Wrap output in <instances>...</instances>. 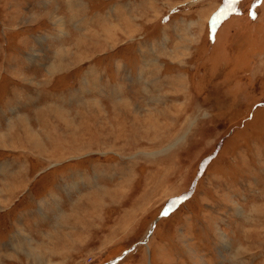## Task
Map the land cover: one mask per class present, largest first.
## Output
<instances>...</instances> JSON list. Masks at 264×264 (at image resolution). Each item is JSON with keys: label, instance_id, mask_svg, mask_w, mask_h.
<instances>
[{"label": "rangeland", "instance_id": "374dc122", "mask_svg": "<svg viewBox=\"0 0 264 264\" xmlns=\"http://www.w3.org/2000/svg\"><path fill=\"white\" fill-rule=\"evenodd\" d=\"M224 9L0 0V264H264V0Z\"/></svg>", "mask_w": 264, "mask_h": 264}, {"label": "crops", "instance_id": "0c3cea01", "mask_svg": "<svg viewBox=\"0 0 264 264\" xmlns=\"http://www.w3.org/2000/svg\"><path fill=\"white\" fill-rule=\"evenodd\" d=\"M70 15V19H71V22L73 21L72 20V15H71V13L69 14ZM69 26H71V24L69 25ZM61 27H63L62 25H61V22L58 24V32H54L53 34H52V36H51V41H54V42H59V39L63 36V35H65L67 32H65L64 31V29H62ZM68 34V33H67ZM45 37H41L40 38V36H39V41H42V39H44ZM38 39V38H37ZM61 41H62V38H61ZM64 186L66 185L65 183L63 184ZM60 189H61V187H60ZM51 192V191H50ZM66 193V192H65ZM55 205H58V202H55L54 203ZM45 205H47V204H45ZM52 205V204H51ZM50 207H53V206H50ZM53 208H57V207H53ZM41 211H39V213H40ZM62 218V217H61ZM67 225V224H66ZM52 228H54V229H56L57 228V225L56 226H53ZM67 226L66 227H64L63 228V231L64 230H66L67 231Z\"/></svg>", "mask_w": 264, "mask_h": 264}, {"label": "snow or ice", "instance_id": "6c2138e0", "mask_svg": "<svg viewBox=\"0 0 264 264\" xmlns=\"http://www.w3.org/2000/svg\"><path fill=\"white\" fill-rule=\"evenodd\" d=\"M234 2H236V0H225V9L223 10V12L228 11V5ZM223 12L221 14H223ZM253 18H255V14H253ZM213 23H215V21H213ZM162 215H167V213H162Z\"/></svg>", "mask_w": 264, "mask_h": 264}, {"label": "water", "instance_id": "95a60500", "mask_svg": "<svg viewBox=\"0 0 264 264\" xmlns=\"http://www.w3.org/2000/svg\"><path fill=\"white\" fill-rule=\"evenodd\" d=\"M179 200V197L173 199V201L171 202V204L166 208L164 209V211L162 213H167L174 205L175 203ZM174 202V203H173ZM151 232V230H150Z\"/></svg>", "mask_w": 264, "mask_h": 264}, {"label": "trees", "instance_id": "16d2710c", "mask_svg": "<svg viewBox=\"0 0 264 264\" xmlns=\"http://www.w3.org/2000/svg\"><path fill=\"white\" fill-rule=\"evenodd\" d=\"M251 17H253L252 13L250 14ZM255 17H256V14H255Z\"/></svg>", "mask_w": 264, "mask_h": 264}, {"label": "bare ground", "instance_id": "6f19581e", "mask_svg": "<svg viewBox=\"0 0 264 264\" xmlns=\"http://www.w3.org/2000/svg\"><path fill=\"white\" fill-rule=\"evenodd\" d=\"M100 205V204H99ZM80 222V221H79ZM66 224V223H65ZM76 224V223H75ZM64 225V224H63Z\"/></svg>", "mask_w": 264, "mask_h": 264}]
</instances>
